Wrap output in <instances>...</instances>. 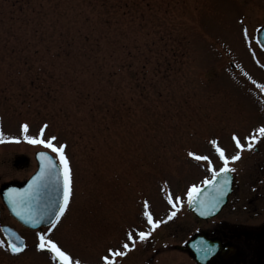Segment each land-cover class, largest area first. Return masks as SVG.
I'll return each instance as SVG.
<instances>
[{
  "label": "rangeland",
  "instance_id": "1",
  "mask_svg": "<svg viewBox=\"0 0 264 264\" xmlns=\"http://www.w3.org/2000/svg\"><path fill=\"white\" fill-rule=\"evenodd\" d=\"M263 7L264 0H0V185L24 180L33 154L51 151L24 140L20 125L31 136L47 125L41 138L66 145L72 193L41 234L88 264L111 244L120 250L145 203L169 231L167 196L212 175L188 152L208 156L217 170L223 163L211 140L230 157L233 134L246 147L245 137L264 126V53L253 39ZM249 158L229 161L236 177H251ZM3 224L26 243L15 256L0 247V264H56L0 203Z\"/></svg>",
  "mask_w": 264,
  "mask_h": 264
},
{
  "label": "flooded vegetation",
  "instance_id": "2",
  "mask_svg": "<svg viewBox=\"0 0 264 264\" xmlns=\"http://www.w3.org/2000/svg\"><path fill=\"white\" fill-rule=\"evenodd\" d=\"M246 154L251 177H231L225 204L215 216L199 217L184 205L171 217L172 228L162 233L164 223L148 229L143 215L141 225L126 231L120 251L124 243L129 249L113 258L114 264H264V136L257 135ZM138 232L148 235L140 239ZM109 249L115 250L109 245L88 264H104L101 257Z\"/></svg>",
  "mask_w": 264,
  "mask_h": 264
},
{
  "label": "snow or ice",
  "instance_id": "3",
  "mask_svg": "<svg viewBox=\"0 0 264 264\" xmlns=\"http://www.w3.org/2000/svg\"><path fill=\"white\" fill-rule=\"evenodd\" d=\"M47 125H43L39 129V134L37 136H31L27 135L28 132V125L27 124H21L20 130L21 134L23 135L24 140H26L30 144H40L43 145L45 148L50 149L53 153L56 154V157L58 158L60 162V174L63 178V197L62 202L59 204L57 211L54 213V218L49 221V223L54 227L56 224V221L60 219V217L64 214V211L69 203V198L72 193V179H71V169L69 166V161L67 156L65 155V148L66 145L63 143L55 144L53 141H55L57 138L55 136L48 137L46 139H42L45 129ZM257 135L264 136V127H260L255 130V134L250 135L248 137H245V140L249 141L246 145L248 149H251L253 144L256 142ZM4 137L2 134H0V140H3ZM7 139L15 140V137H8ZM232 140L235 142V146L237 149H243L245 145L241 144V141L237 138L235 134L232 136ZM210 143L215 149L216 154L219 156L220 160L223 162V167H221L218 171L213 170L211 161L209 160L208 156H202L197 155L191 151L188 152V155L190 157H193L194 159L198 161H207V167L208 171L211 172V179H205L202 181V184L204 185H210L214 187V190L217 194L222 195L224 186L228 182V176L227 173L232 171L233 169L228 167L229 161H236L240 158V152L237 151L234 155L230 157H226L224 154V150L217 146L216 140H211ZM39 158L41 160V167L40 171L32 177V179L28 183V187L22 191L17 192L14 189H10L8 193H6V196L9 199V202L11 203L13 207V211L17 216H20L21 218H24V216L27 214L31 216V208H30V202L33 199L34 195L39 191L40 186L47 181L49 176H51L53 169H55V164L53 163L52 159L47 156L45 153L41 152L39 153ZM222 177V179H221ZM217 181L219 183L217 184ZM201 188L200 185H192L188 188L187 191V197L189 204L193 203L196 195L200 193ZM168 203L175 208L176 204L180 202V197H175V203H173V198L169 195L167 196ZM218 201L217 196H212L211 201L202 200L201 206L208 208L209 203L210 207L214 208L215 203ZM145 212L144 216L147 218L148 223L155 228L161 221H153L151 215L147 211L148 205L145 203L144 205ZM210 210V208H209ZM205 214V213H202ZM171 215H175V212L170 213ZM33 222L35 220L33 219ZM51 228L48 229L49 232H51ZM148 234L145 232H138L137 236L140 239L146 238ZM38 243L36 244V248L38 251L46 250L48 253H51L52 259L55 261H58L59 264H80L78 260L73 261L72 257L65 251L61 250L60 247L56 244L55 241L51 239H47L45 235L38 233ZM132 234H128V240H132ZM16 241H19L17 243ZM0 247H5L3 242H0ZM122 248L127 251L129 249V244L124 243L122 245ZM6 250L11 252L12 254H18L21 253L24 250V244L20 240L19 237H16L15 240L9 239ZM125 251L120 250H108V255L102 256L101 260L104 262V264H114L115 257L123 256L125 254ZM205 252L209 251V249L205 248Z\"/></svg>",
  "mask_w": 264,
  "mask_h": 264
},
{
  "label": "water",
  "instance_id": "4",
  "mask_svg": "<svg viewBox=\"0 0 264 264\" xmlns=\"http://www.w3.org/2000/svg\"><path fill=\"white\" fill-rule=\"evenodd\" d=\"M257 42L264 49V26L257 34ZM39 153L41 152L35 154V159L37 161V170L31 176V178H29L28 181H26L20 187L12 186L9 184H3L0 187V198L4 203L5 207L7 208L9 214L22 225H25L27 227L49 224V221L54 218V213L57 211L58 206L62 202L63 197L62 175L60 174V171L56 166L55 169H53L51 176H49L47 181L40 186L39 191L34 195L33 199L31 200V216L26 214L24 218H21L20 216H17L13 211V207L9 202L6 193H8L10 189H14L19 192L28 187L29 181L40 171L41 160L39 158ZM33 219L35 220V222H33ZM2 231L5 237L7 238V241H9L10 238L12 240H15V238L18 237L14 232H12L6 227H2ZM16 242L19 243V241Z\"/></svg>",
  "mask_w": 264,
  "mask_h": 264
}]
</instances>
